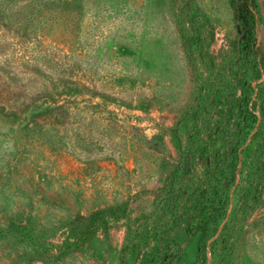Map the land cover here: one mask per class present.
I'll return each mask as SVG.
<instances>
[{
    "label": "rangeland",
    "instance_id": "rangeland-1",
    "mask_svg": "<svg viewBox=\"0 0 264 264\" xmlns=\"http://www.w3.org/2000/svg\"><path fill=\"white\" fill-rule=\"evenodd\" d=\"M232 1L0 0V264H264V0L249 47Z\"/></svg>",
    "mask_w": 264,
    "mask_h": 264
},
{
    "label": "trees",
    "instance_id": "trees-1",
    "mask_svg": "<svg viewBox=\"0 0 264 264\" xmlns=\"http://www.w3.org/2000/svg\"><path fill=\"white\" fill-rule=\"evenodd\" d=\"M232 11L237 33L244 41V45L249 47L252 43L253 27L255 19V3L254 0H233ZM50 108L43 109L42 112H49ZM171 143L175 147L176 161L174 164L168 165L167 174L164 177L163 185L166 188L167 196H181L182 185H179L182 176L188 177L194 172L195 152L193 143L190 141L193 137L192 132L187 133V138L183 141V137L178 135L177 131H173ZM162 234L159 235L160 240ZM159 245V244H158ZM166 252L167 249L162 248ZM167 254V253H166ZM164 261L166 258H163ZM166 262V261H165ZM167 264V263H165Z\"/></svg>",
    "mask_w": 264,
    "mask_h": 264
}]
</instances>
